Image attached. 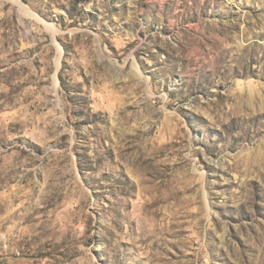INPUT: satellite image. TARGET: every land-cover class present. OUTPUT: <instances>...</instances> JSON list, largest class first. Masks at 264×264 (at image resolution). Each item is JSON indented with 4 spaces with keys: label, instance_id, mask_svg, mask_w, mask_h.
Instances as JSON below:
<instances>
[{
    "label": "rangeland",
    "instance_id": "rangeland-1",
    "mask_svg": "<svg viewBox=\"0 0 264 264\" xmlns=\"http://www.w3.org/2000/svg\"><path fill=\"white\" fill-rule=\"evenodd\" d=\"M0 264H264V0H0Z\"/></svg>",
    "mask_w": 264,
    "mask_h": 264
}]
</instances>
